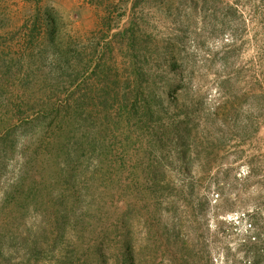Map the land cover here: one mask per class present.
<instances>
[{
	"label": "rangeland",
	"instance_id": "1",
	"mask_svg": "<svg viewBox=\"0 0 264 264\" xmlns=\"http://www.w3.org/2000/svg\"><path fill=\"white\" fill-rule=\"evenodd\" d=\"M0 264H264V0H0Z\"/></svg>",
	"mask_w": 264,
	"mask_h": 264
},
{
	"label": "trees",
	"instance_id": "2",
	"mask_svg": "<svg viewBox=\"0 0 264 264\" xmlns=\"http://www.w3.org/2000/svg\"><path fill=\"white\" fill-rule=\"evenodd\" d=\"M138 78V77H137ZM140 81V79L138 80ZM155 81V80H154ZM146 95V98L144 97V92H143V89L140 88L139 85H137V87L131 91V94L129 97H127L126 95L124 96V101H122L117 109V112L118 114L122 117L123 116V113L127 114L131 108H130V105H131V99H132V95L134 96V102L137 103V99H143L144 102H143V107L144 109L148 110L146 112H144V114H149L151 116H153L155 113H156V110H155V107L154 108H151L149 105H148V102H153L155 103L156 105H159V109L161 111H165L164 110V107H163V103L160 101L161 99V95L157 94L155 92V88L152 87L151 88V91L149 90ZM171 94V93H170ZM174 100V98H172ZM172 104V103H171ZM77 106L71 108V107H64V112H63V116L60 117V118H57L56 116V119H58V121L60 123H63V122H66V121H70V117H72L73 119H71V121L73 122H78V123H82L81 121H86V119L84 118V114H85V107L83 105H80V104H76ZM134 105V104H133ZM176 108L178 107V104L175 106ZM59 109V108H58ZM188 109V106L185 105V104H182V113H184V119L186 120V122H184V124H182V138H184L187 133H190L191 132V125H190V114L189 112L187 111ZM59 110H57L58 112ZM131 113V112H130ZM133 113V112H132ZM165 113V112H164ZM103 114L105 115V109L103 111ZM128 115V114H127ZM131 115V114H130ZM134 115V114H133ZM70 116V117H69ZM150 116V117H151ZM69 120H68V119ZM75 119V120H74ZM109 119H110V116H109ZM125 119H127L128 121L130 120L129 117H126ZM141 121H145L144 119H141L139 120V122ZM154 121V120H153ZM138 122V123H139ZM57 123V122H56ZM106 123H108L106 121ZM58 124V123H57ZM116 124V123H115ZM70 129L67 130V132L69 131ZM182 153L181 152H178L179 154H182V162L186 159V151L182 148ZM179 157V155H178ZM184 260V259H183Z\"/></svg>",
	"mask_w": 264,
	"mask_h": 264
}]
</instances>
